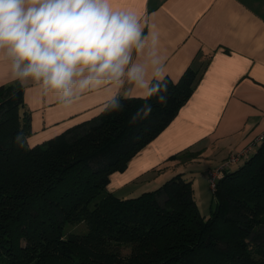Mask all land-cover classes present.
<instances>
[{"label": "trees", "instance_id": "obj_1", "mask_svg": "<svg viewBox=\"0 0 264 264\" xmlns=\"http://www.w3.org/2000/svg\"><path fill=\"white\" fill-rule=\"evenodd\" d=\"M199 77L188 67L178 83L169 78L167 104L149 101L151 116L138 124L129 117L143 101H126L123 111L94 115L35 147L24 87L0 85V264H264V139L217 180L205 215L191 173L135 197L106 187L170 123ZM19 130L25 148L14 143Z\"/></svg>", "mask_w": 264, "mask_h": 264}, {"label": "crops", "instance_id": "obj_2", "mask_svg": "<svg viewBox=\"0 0 264 264\" xmlns=\"http://www.w3.org/2000/svg\"><path fill=\"white\" fill-rule=\"evenodd\" d=\"M113 6L135 13L158 32L168 78L178 80L188 67L200 77L176 116L123 171L109 175L106 187L114 195L126 189L121 197H132L155 176L163 183L183 172L193 176L196 198L193 181L199 174L205 176L227 153L242 150L264 132V0H113ZM14 82L0 63V85ZM22 86L31 116L30 146L94 116L100 99L89 93L66 109L36 86ZM186 150L199 154L172 158ZM203 160L206 168L200 170Z\"/></svg>", "mask_w": 264, "mask_h": 264}, {"label": "clouds", "instance_id": "obj_3", "mask_svg": "<svg viewBox=\"0 0 264 264\" xmlns=\"http://www.w3.org/2000/svg\"><path fill=\"white\" fill-rule=\"evenodd\" d=\"M159 43L157 31L116 9L113 0H0V63L12 80L36 86L66 109L94 93L97 116L142 100L129 122L148 119L149 101L166 105L169 99ZM14 143L25 148L23 130Z\"/></svg>", "mask_w": 264, "mask_h": 264}, {"label": "rangeland", "instance_id": "obj_4", "mask_svg": "<svg viewBox=\"0 0 264 264\" xmlns=\"http://www.w3.org/2000/svg\"><path fill=\"white\" fill-rule=\"evenodd\" d=\"M241 151L242 150H239L238 152H241ZM234 153H236V152H231L229 154L227 153V155L224 157V159L222 161H220L218 164H216L215 166L210 167V168H214V167L219 166L221 163H223V162H225L227 160V158H228V156L230 154H234ZM197 154H199L198 151L191 152L190 150H186V151L182 152L178 156V158H180V159H186V158L189 157L188 159H191V158H193ZM205 165H204V160H203V163L200 166V170L204 169L203 167L206 168ZM190 168H192V165H191ZM208 170H209V168H208ZM186 175L189 176V173L186 174ZM186 175L184 174V177H187ZM159 181H160L159 179L156 180V176H155V179L151 180V182L149 183V185H148V182H147V185H145L143 188L141 187L142 188L141 190H137L134 194H132V197L133 196L135 197V196L141 194L144 191L153 190L154 188H156L159 185H161V182H159ZM194 183H195V186H194ZM216 184H217V182H215V185ZM193 186H194V188H196V191H195L196 198H195V200L198 201V205H199L200 212L202 214H204V215L205 214H208L209 213V210L211 209V207L213 205V202H214V198H213V191L214 190H212L211 185L208 183V176H207V174L205 173V176L203 175V173H202V175L199 174V176H197L196 179L193 181ZM125 192H126V189L121 190V191H118L115 195L118 196V197H121V195L126 194ZM79 228H80L79 226H69L68 227V229L69 230H72V231H77Z\"/></svg>", "mask_w": 264, "mask_h": 264}, {"label": "built area", "instance_id": "obj_5", "mask_svg": "<svg viewBox=\"0 0 264 264\" xmlns=\"http://www.w3.org/2000/svg\"><path fill=\"white\" fill-rule=\"evenodd\" d=\"M264 139V132L256 135L249 144L242 149L241 152L230 154L227 160L221 163L219 166L209 168L206 174L208 176V183L211 185L212 190H215V182L221 178L226 170H228L233 164L237 163L243 156H245L251 149L257 146Z\"/></svg>", "mask_w": 264, "mask_h": 264}]
</instances>
